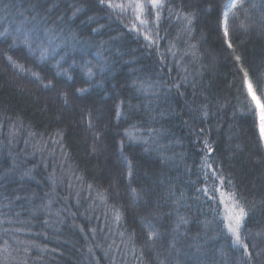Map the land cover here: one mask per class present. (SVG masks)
I'll return each instance as SVG.
<instances>
[{
	"label": "trees",
	"instance_id": "16d2710c",
	"mask_svg": "<svg viewBox=\"0 0 264 264\" xmlns=\"http://www.w3.org/2000/svg\"><path fill=\"white\" fill-rule=\"evenodd\" d=\"M169 3H174L179 8L192 3V0H169ZM222 3L223 0H216L213 8ZM74 4L85 9V12L73 16L75 9L72 5ZM199 6H201V0H195L194 7ZM202 6L208 7L207 4ZM91 7H93L92 0H0V26H7L12 22L18 23L21 19L30 21L33 17H37L38 20H48L51 26V22L57 21V18L60 20L70 18L67 19L66 26L82 39L93 44L101 40L107 41L111 36L119 37L121 34L115 30L116 25L106 28L99 36L91 33L88 17L103 15L86 10ZM165 16H167L166 12ZM216 22L217 11L214 10L201 15L200 22L196 25V40L191 42L200 44L205 58L196 65L203 75L196 78L195 89L188 85L179 90L172 88L171 94L166 99L162 97L159 101L149 95H141L137 98V94L131 88V82L137 76H142L145 80H154L159 73L164 76L165 81H168V86H171L178 75L184 74L183 66L173 65V57L168 54V68L173 70L170 73L168 68L161 71L155 53L149 55L147 51H140L141 46L130 38H118L108 45L111 52L105 53L110 64L109 70L102 77H96L97 81H102L103 86L90 88L89 94L75 102L78 104L75 112L71 111L70 103L66 109L70 114L63 117L49 107L50 98L46 96L51 97L52 93L44 92L35 84H30L26 78H22L13 69L6 67L4 60L0 58V249L4 247L5 240L23 241L25 245H35L27 250L24 246L17 245L18 250L15 252L9 246L7 253L0 252V264H113V255L117 249L110 250L109 244L113 240L117 245L121 242L119 235H109L108 229L111 227L115 231L117 226L106 219V208L100 201L97 200L93 205V200L89 199L88 184L91 183L94 186L91 191L93 197L97 189L109 190L111 196V199L107 201L109 208L113 204L125 203L116 195L117 192L123 195V191L122 188L117 187L109 189L107 176L99 170L93 171L94 164L89 162L93 159L79 158L78 153L81 150L87 153L91 145L90 142L83 147L80 146L82 134L86 133L85 136L88 134L91 137L85 130L86 126L80 124V109L95 108L97 109L95 115H100L101 109H111L120 100L130 103L135 109L131 113L125 110L128 120L126 123H121V131L125 128L131 131L130 126L139 122L145 129L163 128L167 132L168 138L160 141L162 145L168 146L163 153L169 158L166 164L161 166L148 163L154 159V155L149 156L143 153L142 147L136 144L129 146L125 155L133 159L139 176L148 172L149 182L164 181L163 187L157 191L163 193L165 197L171 195L172 200L158 202L168 204L163 209L164 212L178 207L179 214L192 222L190 237L198 232L202 233V222L212 219L213 206L204 199L202 194L198 196L196 191L209 182L213 183L211 179L205 182V174L210 175L212 169L204 170V160L207 167L212 165L217 172L237 186L244 201L252 208L253 215L249 221V227L253 232L258 230L255 226L264 223V212L261 211L264 205V167L257 168L255 162L264 156V150L257 153L255 141L258 140V133L255 137L253 136L252 118L243 114L240 109L242 98L237 90L239 84L236 83L228 52L224 50L217 36ZM100 23L110 22L102 19ZM96 26L91 25V27ZM2 30L3 27H0V31ZM165 34L174 43L177 38H180L181 25L175 18L161 23V35ZM182 38L185 41L188 40V37ZM233 42L239 51L245 53L249 62L246 67H251L254 92L257 74L260 87L264 89V36L259 35L257 31L250 33L236 31ZM168 47L169 41L166 40L161 45V52ZM185 47V44L176 43L173 51L179 49L182 52ZM7 48L8 44L0 39V53L5 52ZM96 50L95 47L90 49L93 53ZM8 54L13 55L11 52ZM21 55L16 52L14 59L20 58ZM76 58L79 62V56ZM84 59L91 60L92 57L86 55ZM20 62L25 63L23 59H20ZM71 63L72 60L69 59L68 64ZM92 63L95 64L96 61L92 60ZM27 67L42 75L48 72V67L44 65L36 67L29 62ZM133 71L136 75H132ZM70 74L74 75L75 82L65 81L66 88L89 87L82 83L84 77L79 67H74ZM27 89L33 91L35 104L22 96L21 91ZM244 91L246 92V87ZM180 92L184 95H179ZM256 96L258 100L264 102V97H261L259 93H256ZM205 97L211 103H214L216 99H219L221 104L230 102L226 115L223 111L217 115V109L213 107L210 123H201L199 119L193 120V116L199 115L195 109L201 108L206 103ZM247 103L253 105L250 97H247ZM56 105L60 110L65 109L59 103ZM148 105L151 107H142ZM151 108H155L156 111H151ZM159 112L165 113L163 118H159ZM104 116L105 120L100 122V126L104 128L108 142L111 144L115 129L109 127L107 121L116 123L114 112L109 115L105 111ZM153 116L157 117L155 123H151L150 120ZM69 121L76 122V128L72 130ZM201 127L205 129V132L198 136ZM10 132L16 137L7 145L6 137L8 138L7 135ZM60 132L63 133L62 136L57 135ZM205 137H208L209 146L214 149L211 154L203 147ZM22 152L32 157L24 161L21 158ZM43 156L47 157V160H41ZM10 160L18 163H14L16 166L13 170ZM29 169L31 177L20 182L21 172ZM113 172L115 173L116 170L113 169ZM53 175L58 181L54 192L50 179ZM77 176L82 178L81 181H76ZM21 187L25 191H20ZM77 192L81 193L79 204H77ZM45 193H53L54 202L50 213H34L27 202H22L23 207L20 204H10L15 195L33 197V194H37L44 197ZM153 199L157 200V197ZM39 202V200L36 201L37 204ZM60 209L65 211L61 212L57 218L56 213ZM132 211L134 209L130 206L129 215ZM46 220L47 224H45ZM9 221L10 223H7ZM125 228L132 230L130 220L120 228V231H124ZM17 229H19L18 234L12 235ZM92 229H95V234L91 231ZM222 243L223 241H220V244ZM216 247H219V244ZM155 255V253L146 254L143 264H155ZM202 264H220V258L217 257L214 262L205 261Z\"/></svg>",
	"mask_w": 264,
	"mask_h": 264
},
{
	"label": "snow or ice",
	"instance_id": "6c2138e0",
	"mask_svg": "<svg viewBox=\"0 0 264 264\" xmlns=\"http://www.w3.org/2000/svg\"><path fill=\"white\" fill-rule=\"evenodd\" d=\"M194 4L195 0H192V3L177 8L174 3L170 4L169 0H92L93 7L86 10L103 15L88 17L91 33L99 36L106 28L116 25L115 30L121 34L119 37L111 36L109 40H101L95 44L82 39L66 26V21L70 18L65 20L57 18L58 22H51V26L48 20H38L37 17H33L30 21L21 19L18 23L12 22L7 26H0L3 27L0 31V39L8 44L7 50L0 53V58L4 60L6 67L13 69L22 78H26L30 84H35L44 92L52 93V99L62 108L67 109L71 103V111L75 112L78 107L76 101L89 94L90 88L103 86L102 81H97L96 77H102L110 68L109 60L105 55L111 52L108 45L118 38H130L141 46L140 51H147L149 55L153 53L157 55L161 71L168 68V54L173 57V65L183 66L184 74L178 75L171 86H168V81H165L164 76L159 73L154 80H145L142 76H137L132 80L131 88L137 94V98L141 95H149L159 101L162 97L166 99L171 94L172 88L179 90L186 85L196 88V78L203 75L196 65L205 57L201 52L200 44L191 41L196 40V25L200 22V16L215 10L217 11V36L224 50L228 52V58L232 61L236 83L239 84L237 90L242 98L240 109L243 114L252 118L253 136L255 137L258 133V140L255 143L256 151L259 153L264 150V102L257 99L256 93L264 97V89L260 87L257 74L255 77L256 91L254 92L251 67H246L249 62L245 53L238 50L233 40L236 31L244 33L257 31L259 35L264 36V0H223V3L217 5L215 9L213 5L216 4V0H201L199 7H194ZM204 4L208 7H203ZM72 7L75 9L73 16L85 12V9L75 4ZM173 18L181 25V36L176 39V43L186 45L182 52L179 49L173 51L176 43L170 40L167 34L161 35V23L172 21ZM102 19L110 23H100ZM91 25L97 26L91 27ZM182 37H188V40L185 41ZM166 40L169 41V47L161 52V45ZM92 47L97 49L94 53L90 51ZM9 52L13 55H9ZM16 52L22 55L14 59ZM86 55L91 56L92 59H84ZM77 56L80 58L79 62H77ZM20 59H23L25 63H21ZM69 59L72 60L71 64H68ZM92 60L96 63H92ZM29 62L36 67L47 66L48 72L42 75L33 71L27 67ZM74 67L80 68L84 77L82 83L89 87L74 89L65 87V81L75 82L74 75L70 74ZM168 70L170 73L173 69L168 68ZM132 75H136L135 71ZM189 76H191V81H189ZM179 95L183 96L184 93L180 92ZM247 97L255 101L254 105L247 103ZM205 101L206 103L201 108L195 109L199 115L193 116V120L199 119L201 123H210L213 107L217 109V115L220 111L226 115L227 108L230 106V102L221 104L219 99L211 103L205 97ZM142 107L150 108L151 106ZM126 109L129 113L135 111L134 107L124 100L115 103L111 109H101L100 115H95L97 112L95 108L80 109V124L86 126L85 130L91 135L89 156L103 155L105 157L104 170L109 181V189L117 187L122 188L123 191V195L120 192L116 195L125 203L113 204L109 208L107 205V201L111 199L109 190L97 189L93 197L91 191L94 186L91 183L88 184L89 199L93 200V205L97 200L100 201L106 208V219L117 226L115 231L111 227L108 229V234L113 236L118 234L121 242L117 245L113 240L109 244L110 250L117 249L113 255V264H133V262L143 264L145 255L151 253L156 254L155 264H202L205 261L214 262L217 257L220 258V264H264V223L256 225L258 230L255 232L250 229L252 208L244 201L237 186L217 172L212 165H208V168L212 169L211 174L206 173L204 177L205 182L209 179L213 181L212 188H208L205 184L204 187L196 190L198 196L202 194L204 199L213 206L211 221L202 222V233L198 232L189 236L192 222L179 214L178 207H173L168 212L163 211L168 204L158 201L172 200L171 195L165 197L163 193L157 191L163 187L164 181L149 182L148 172L139 176L137 165L133 163L132 158L125 155V152L129 146L136 144L142 147L143 153L149 156L154 155V159L148 163L162 166L168 162L169 158L163 155L168 146L162 145L160 141L167 139L168 134L163 128L145 129L139 122L130 126L131 131L127 128L121 131V123H126L128 120ZM105 111L109 115L114 112L116 121L115 124L111 120L107 121V125L115 129L111 144L108 142L104 128L100 126V122L105 120ZM151 111L155 112L156 109L151 108ZM164 115V112L158 113L159 118H163ZM156 119V116L151 117V123H155ZM204 132L205 129L201 127L198 136L203 135ZM57 135L62 136L63 133L60 132ZM61 147H63L62 142ZM203 147L209 154L214 151L209 146L208 137H205ZM255 164L257 168L264 167V156H261ZM113 169L116 170L114 179ZM30 177L31 170H25L20 174V182ZM50 179L54 192L58 181L55 175ZM75 179L79 182L82 178L77 176ZM69 187H72L71 182ZM20 191L25 190L21 187ZM52 195L53 193H45L47 203L44 202L45 197L37 194H33V197L15 195L10 204H20L23 207L22 202H27L34 213H50L54 202ZM80 195L81 193L77 192V204L80 203ZM153 197H157V200ZM37 200L40 201L39 204L36 203ZM130 206H134L131 215H129ZM63 211L65 209H60L56 217L59 218ZM261 211L264 212V205ZM129 220L132 230L125 228L124 231H120V228ZM47 223L46 220L45 224ZM91 231L95 234V229ZM18 232L19 229L12 235H17ZM186 241L191 242L186 243ZM220 241L223 243L220 244ZM3 243L4 247L0 249V252L5 253L9 251V246L13 252L18 250L17 245L24 246L25 250L35 247V245H25L23 241L5 240ZM217 244L219 247H216Z\"/></svg>",
	"mask_w": 264,
	"mask_h": 264
},
{
	"label": "rangeland",
	"instance_id": "374dc122",
	"mask_svg": "<svg viewBox=\"0 0 264 264\" xmlns=\"http://www.w3.org/2000/svg\"><path fill=\"white\" fill-rule=\"evenodd\" d=\"M10 81V80H9ZM11 82V81H10ZM34 90V89H33ZM32 90H29V89H27V90H24V91H21V94H23L22 96L23 97H25L26 99H30L31 101V103L32 104H35L36 103V100H34V97L32 96ZM47 98H50V100H49V107H50V109L51 110H53V111H55V112H57L58 114H60L62 117L63 116H66V115H68V114H70L69 112H68V110H66V109H64V110H60L58 107H57V105H56V102L52 99V96L50 97L49 95H47L46 96ZM53 100V101H52ZM76 105H78V104H76ZM42 113H43V111H42ZM69 123V125L71 126V128H72V130L74 129V128H76V122H74V121H69L68 122ZM86 134V133H85ZM85 134H82L81 135V137H80V141H81V143H80V146H85V145H87V144H90V142H91V137L87 134L86 136H85ZM16 137V135H14V134H12L11 132L9 133V135H8V138L6 137V139H7V145H9L10 143H9V141H13L14 140V138ZM18 139V138H17ZM27 143H28V141H27ZM90 151V148H89V150L87 151V153H86V151H80L79 153H78V155H79V158H83V157H86V158H88V157H90V159H93V161L92 160H89V162H91V163H93L94 165H93V171L95 172H97V170H99V172H102V173H104L105 175H106V173H105V170H104V164H105V157L103 156V155H101V156H98V157H94V156H89V154H88V152ZM33 154V153H32ZM30 157H32L31 155H27L25 152H22V154H21V158H22V160H28ZM13 158H15V156H13ZM48 159H49V157H48ZM41 160H47V157H45V156H43L42 158H41ZM18 164L17 162H14V160H10V166H11V169L13 170L14 169V166H16L15 164ZM17 168V167H16ZM204 170L205 171H208V167H207V165H206V160H204ZM114 173V172H113ZM114 176H115V173H114V175H113V179H114ZM261 177V176H260ZM212 186H213V183H211V182H209L208 184H207V187L208 188H212ZM203 196V195H202ZM44 197H45V194H44ZM204 197V196H203ZM47 200V198L45 197V199H44V201H46ZM132 209H134V206H132ZM42 213H44V212H42ZM55 220H57L56 218H55Z\"/></svg>",
	"mask_w": 264,
	"mask_h": 264
}]
</instances>
